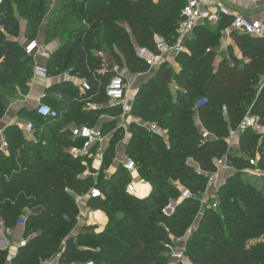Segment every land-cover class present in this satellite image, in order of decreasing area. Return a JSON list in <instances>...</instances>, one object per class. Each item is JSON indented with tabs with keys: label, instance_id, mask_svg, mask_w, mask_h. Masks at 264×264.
<instances>
[{
	"label": "trees",
	"instance_id": "obj_1",
	"mask_svg": "<svg viewBox=\"0 0 264 264\" xmlns=\"http://www.w3.org/2000/svg\"><path fill=\"white\" fill-rule=\"evenodd\" d=\"M50 1L0 3V120L8 98L17 93L16 87L25 90L21 94L25 96L33 76V68H25L33 58L17 41L21 32L13 4L25 20L27 43L38 41ZM185 2L76 0L64 7L63 11L69 9L70 13L56 22V30L51 29L50 19L45 38L51 32L62 38L47 60L46 72L52 71L56 80L68 73L86 82L89 89L81 94L70 81L51 86L49 92L61 95L60 102L49 103L58 117H40L36 110L25 113L31 115L36 140L27 141L15 125L4 130L9 156L0 151V226L15 230L17 221L24 218L22 232L27 243L17 248L9 263L8 251L0 250V264H41L57 255L59 264H167L165 253L172 239H181L191 229L184 249L187 264H264V188L256 189L242 178L247 168L264 173V136L251 128L242 131L239 155L231 154L227 144L230 132L237 130L246 116L264 127V43L231 32L240 59L231 49L228 57L217 59L218 37L228 29L230 19L196 27L184 50L176 54L178 71H173L165 58L154 66V77L134 97L126 153L138 163L139 178L150 185L148 196L139 199L126 193L131 176L121 165L110 178L95 182L86 174V163L91 160L73 158L68 152L77 144L65 129L72 122L98 128L109 143L119 136L115 130L105 131L106 126L109 130L118 123L121 110L110 106L105 95L117 72L106 69L99 55L103 46L115 66L130 74L149 72L136 48L157 56L156 41L173 45ZM59 70L63 73H57ZM86 103L96 109L86 110ZM105 115L109 119L98 126ZM195 118L211 135L209 139L202 140ZM145 124L165 130L167 140L148 132ZM103 154L102 168L111 164L114 151L109 146ZM220 159L226 160L233 173L217 189V208L209 206L212 201L201 206L209 175L217 172ZM251 159H256V168L249 165ZM186 160L195 166L186 165ZM176 182L191 198L179 200ZM93 187L101 197H89L87 208L103 212L108 223L99 234H94L95 226H84L83 232L72 237L78 216L74 197L86 195ZM145 190H149L147 185H137L140 195ZM170 198L178 203L165 214ZM27 211L31 212L24 217ZM86 242L89 245L80 248Z\"/></svg>",
	"mask_w": 264,
	"mask_h": 264
},
{
	"label": "built area",
	"instance_id": "obj_2",
	"mask_svg": "<svg viewBox=\"0 0 264 264\" xmlns=\"http://www.w3.org/2000/svg\"><path fill=\"white\" fill-rule=\"evenodd\" d=\"M2 0H0L1 3ZM181 14L183 20L181 21L178 29V35L175 43L173 45H167L162 41H156V49L158 52L157 56H154L149 53H145L142 57L145 58L146 64L151 68L163 61L170 55H176L184 50V44L186 40L192 35L194 29L198 26H215L219 23L220 20L227 18L230 19V25L228 30H231L235 33L242 34L245 36L258 38L263 41L264 43V23L260 20H256L248 15L235 13L229 6V4L225 0H186ZM24 53L27 56L35 57L39 56V51L42 49L39 43L36 40L27 42L24 46ZM101 56V54H99ZM46 69L40 66L35 65L33 67V75L46 77ZM88 85L86 82H81L80 85V93L85 94L88 91ZM105 95L108 99L110 106L117 107L121 110V115L119 119L124 121L125 117L128 116L131 112L132 102L130 100L129 94L126 91V86L124 83V79L121 75L116 74L108 83L105 89ZM47 109V111H44ZM86 110H95L96 105L86 103L85 105ZM37 114L40 117L49 118V119H56L58 117V113L56 110L52 109L50 106L45 104H40L36 110ZM126 124V120L124 121V125ZM145 127L148 132L159 135L163 140H167V134L161 133L160 129L155 124H145ZM251 128L257 131L258 125L254 118L246 116L242 122L240 123L239 127L235 131H231L229 138L227 140L228 147L231 145L233 139L236 138L238 141L239 134ZM23 133L33 134L34 127L32 123L28 122L23 127L20 128ZM202 140H207L211 137V135L202 130L200 132ZM70 135L73 141H76L77 144L71 146L68 149L69 154L73 158H81L86 160H91L98 158L101 162L103 160V153H104V143L108 136L103 135L101 131L96 127H89V126H74L70 128ZM1 144L6 146L7 143L5 141L4 135H1L0 138ZM191 160H186V165L195 166V164ZM85 165V163H83ZM124 170H126L130 176L131 181L126 186V193L128 195L134 196L135 198L141 199L142 197L138 194L136 184H144L143 181L140 180L134 162L129 159L128 157L125 158L123 162L120 164ZM249 165L256 168V159L249 160ZM217 172L214 174L209 175L206 191L202 198H204L209 189L214 187L218 189L219 185L216 182V175L219 172L231 170L232 167L227 164L225 159H220L216 162ZM257 173H260L259 170L255 169ZM175 186L180 188L179 184L176 182L174 183ZM88 195L92 199L100 198L101 193L98 188L93 187L89 190ZM76 197V196H75ZM191 198V194L188 190L180 188V197L179 200H184ZM201 198V203L203 202ZM207 204V203H205ZM204 204V205H205ZM209 206L213 209L217 208V203L212 201ZM166 214V213H165ZM169 214V213H168ZM25 219L20 218L17 221L16 229L23 230L25 227ZM10 231V230H7ZM180 246L183 244L176 239ZM2 241L0 240V248L2 247ZM27 243V239L22 237L18 243V247H24ZM171 250V261L172 262H180L181 259L184 257V248H178L175 251ZM59 255H57L54 259L48 260L41 264H59ZM180 260V261H179ZM174 263V264H175ZM71 264H92V262H84V263H71Z\"/></svg>",
	"mask_w": 264,
	"mask_h": 264
},
{
	"label": "rangeland",
	"instance_id": "obj_3",
	"mask_svg": "<svg viewBox=\"0 0 264 264\" xmlns=\"http://www.w3.org/2000/svg\"><path fill=\"white\" fill-rule=\"evenodd\" d=\"M76 0H51L50 1V5H49V11L48 13L44 16V18L42 19V23L39 26L38 29V34L36 36V39L50 52L53 51V48L57 45L60 44L61 42V38L62 35H58V36H54L53 32H51V35L48 38H45V27L48 24V22L50 21V19L53 20L52 24H51V29H55L54 25L56 24L57 21H62L65 16H67L70 13V10L67 9L65 11H63L64 7L66 5L72 4V2H75ZM13 12L14 15L16 16L17 20L19 21V25H20V34L18 36V40L20 41H24L26 38L24 36V28H25V20L19 16V12L16 8V6L13 4ZM77 8V7H76ZM73 18V16H72ZM70 26V23L67 24ZM79 24H76L75 26H77ZM100 41H102L101 35L99 34V39ZM99 41V42H100ZM221 34L218 37V45L216 48H219L221 45ZM100 53L103 55V60L105 61V67L106 68H112L113 66L115 67L114 69L116 70L117 74H123L125 79H124V83L126 86V91L129 92V95H131L132 97L135 96V92L137 93L138 90H140L146 83L150 82L152 80V78L155 75V69L150 68L149 72L143 73V74H130L126 69L115 66L113 59L111 58V54L109 52V50L103 46L102 50L100 51ZM167 64L173 69V71L177 72L178 71V65L176 63V55H170L168 56L166 59ZM107 62V63H106ZM34 67V63H30V65L26 66L25 68H30V70L32 71V68ZM57 73H63L62 70H59ZM55 73V74H57ZM65 75V74H64ZM33 77V76H32ZM31 77V79H32ZM55 75L52 74V71L49 72V74H46V78H54ZM174 86V85H172ZM171 87V86H170ZM17 88V93L14 94L12 97L8 98V101L10 102L13 100H17L21 94H23L25 92V90H20L18 87ZM70 88V87H69ZM73 89V86L70 88V90ZM27 92V90H26ZM45 105H47L48 103H44ZM31 119V115H24L23 117V121L21 122V124H26L30 121ZM105 122V119H102L100 121L97 122V125L100 126ZM105 131H112L117 132L119 135L116 139V141H112V142H108L106 148H108L109 146L112 147L113 151H114V158L113 161L111 162V164L107 165L104 164L103 168H102V164L103 161L100 165V167L96 170V165H94L93 160L91 159L90 162L86 163V174H91L94 173L95 176H92L93 180L95 182H103L104 178L106 177V174H108L109 171H111V169H118V166H120V163L123 162L125 160V158L127 157V153H126V146L129 144L130 141V135H129V127L124 128L123 126H121L120 124H115L114 128L109 129L107 128V126L105 127ZM160 129V132L163 134L165 133V130ZM24 135V134H23ZM34 140H36V137L33 135ZM120 138V139H119ZM45 142V141H44ZM46 144H48L46 142ZM237 140L236 138L232 140L231 145H229V151L231 154H235V152L237 151ZM46 149H43V152H45ZM186 162V161H185ZM192 164V162H190ZM193 165V164H192ZM138 163H135V167H138ZM117 167V168H116ZM115 170V171H116ZM246 175H243V180L246 181V183H248L249 185H251L252 187L256 188V189H262L264 188V173L260 172L257 173L256 170L253 169H246ZM233 173V168L231 170H227V171H223L221 176L216 179V182L219 183L220 185L224 184V182H226L227 178L229 177L230 174ZM141 180V179H140ZM144 180V179H143ZM142 181V180H141ZM145 184H148L145 180L143 181ZM174 184V183H173ZM218 192V190L214 187H211L207 193V195L202 198V203L201 206H203L205 203L207 202H211V201H217V197H216V193ZM88 194V193H87ZM86 194V195H87ZM86 195H80V196H84V198L86 199ZM79 196V197H80ZM76 198V197H74ZM175 200V201H174ZM178 203V201L175 199L170 198L168 200V205L167 207L164 209V213L168 214V212H172L174 210V204ZM219 210V209H217ZM31 211H27L25 212L24 217H26V215H28ZM79 217V210H78V216ZM99 218H96L97 221ZM197 223H195L193 225V229H196ZM84 230V225L83 223H80L78 225H76V227L72 230L71 232V236L75 237L78 234H80L81 232H83ZM103 230L99 229L98 227L94 230V234H99L101 233ZM191 230H189L181 239H179V241L183 244V246H180L179 242L176 239H172L171 244L169 247L172 248L173 251H175L176 249L180 248H184L185 249V243L186 241L189 239L190 235H191ZM11 232V231H10ZM5 234L8 237L9 241H11L10 235L11 233H8L7 230H5ZM12 247H14V244H11ZM89 245L88 242L82 244L80 246V248H85ZM95 246H99L98 244H96ZM166 256H168V263L167 264H174L175 262L171 261V250L168 249V252L165 253ZM180 261V260H179ZM184 264H187L188 261L186 259V257L184 256L181 261Z\"/></svg>",
	"mask_w": 264,
	"mask_h": 264
},
{
	"label": "crops",
	"instance_id": "obj_4",
	"mask_svg": "<svg viewBox=\"0 0 264 264\" xmlns=\"http://www.w3.org/2000/svg\"><path fill=\"white\" fill-rule=\"evenodd\" d=\"M155 2L158 0H154ZM230 8L235 12V13H240V14H245L248 15L256 20H260L261 22L264 23V0H225ZM221 34V45L219 48H217L216 53H217V59H221L223 57H228V50L231 49L233 52V55L237 58L240 59V54L236 48V46L234 45V42L230 36L231 34V30H223L220 32ZM17 41L19 43H21L22 45H25L26 42L24 41H20L17 39ZM39 43V45L41 46V50H45L49 53H51L50 51H48L39 41H37ZM58 46V45H57ZM57 47L55 46L53 48V51L56 49ZM136 51L138 53L139 56H143L146 51L140 48H136ZM101 57H103V55L101 54ZM33 58V63L34 66H40L45 68L46 63L48 58L44 57V56H35L32 57ZM105 62V61H104ZM107 63V62H106ZM115 67L113 66L111 69L114 70L116 72V70L114 69ZM154 68V67H153ZM152 68V69H153ZM106 69H110V68H106ZM110 69V70H111ZM155 71L157 68H154ZM122 76L123 79H125L123 74H119ZM60 81L63 82H71L73 83V85L75 87L78 88V90L80 89V85H81V80H78L75 77H71L68 73H66L65 75L58 77V80L56 79H52V78H46V77H40V76H34L32 77V79L30 80V82L28 83V89L26 92L25 96H20L17 100H13L9 102V105L7 107V110L5 112V114L3 115V117L0 120V138L1 135H3L4 130L9 127V126H17L19 129L21 127H23L25 125L21 124V122L23 121V117L25 115L26 112L32 111V110H37L38 106L40 104H44V103H48L47 105H49L50 102L52 101H61V95L59 93H54V92H49L48 89L53 86L56 83H59ZM62 83V82H61ZM175 86H171L170 87V92L171 94H174L175 92ZM80 92V90H79ZM129 94V92H128ZM136 95V92H135ZM130 100H134V97H132L131 95H129ZM102 119H109L106 115L104 117H102L100 120ZM126 120V124L130 123L133 121V118L128 115L125 117L124 121ZM124 121H122L121 119H118V124H120L121 126H123L124 128L128 127V125H124ZM76 126L75 123H70L68 124L65 129L70 130V128ZM195 126L197 127V129L201 132L203 130L202 126L200 125V123L198 122V120L195 118ZM257 131L259 134L264 136V127H259L257 128ZM24 137L27 141H33L34 137L33 134H27V133H23ZM109 142V138L106 139V142L104 143V149H106L107 143ZM237 151L235 152L234 155H239V150H238V141H237ZM0 151L7 157L9 156V151H8V146H4L1 144L0 141ZM94 165H96V170L100 167L101 165V161L98 158L92 159ZM121 164V163H120ZM117 168V167H116ZM116 169H111V171L108 172V174H106L105 179L110 178L116 171ZM222 172H219V174L216 175V179H218L221 176ZM90 176H95L94 173L91 174H87ZM149 185V184H147ZM218 185H220L218 183ZM150 186V185H149ZM150 191H151V187H150ZM86 199L84 198V196H76L75 198V202L78 206V210H79V217L77 218V225L80 223H83L84 226H95L96 228L98 227L99 229L104 230L105 226L108 223V219L106 217V215L101 212V211H91L89 208H87V201L89 199V195H86ZM148 196V195H147ZM98 214V216H97ZM96 218H99L97 221ZM11 231V232H10ZM7 231L8 233H11L10 238L11 241H9L8 237L5 234V229L0 226V240L3 242L2 243V247H5L4 249L0 248V250L2 251H8V259L7 262L9 263L11 258L15 255L16 250L18 248V243L20 241V239L23 237V232L21 230L15 229V230H10ZM11 244H14V247H12Z\"/></svg>",
	"mask_w": 264,
	"mask_h": 264
},
{
	"label": "water",
	"instance_id": "obj_5",
	"mask_svg": "<svg viewBox=\"0 0 264 264\" xmlns=\"http://www.w3.org/2000/svg\"><path fill=\"white\" fill-rule=\"evenodd\" d=\"M231 32H233V31H231ZM39 55H41V56H44V57H46V58H49L50 56H51V53H49V52H47V51H45V50H40L39 51ZM113 71V70H112ZM175 205L176 204H174L173 206L175 207ZM169 213V212H168Z\"/></svg>",
	"mask_w": 264,
	"mask_h": 264
},
{
	"label": "bare ground",
	"instance_id": "obj_6",
	"mask_svg": "<svg viewBox=\"0 0 264 264\" xmlns=\"http://www.w3.org/2000/svg\"><path fill=\"white\" fill-rule=\"evenodd\" d=\"M137 185H140V184H136V188H137ZM141 185H147V184L144 183ZM147 186L149 187V190H145V192H143V194H141L142 196L138 193L142 198H145L150 193V186L149 185H147ZM97 216H98V214H97Z\"/></svg>",
	"mask_w": 264,
	"mask_h": 264
},
{
	"label": "clouds",
	"instance_id": "obj_7",
	"mask_svg": "<svg viewBox=\"0 0 264 264\" xmlns=\"http://www.w3.org/2000/svg\"><path fill=\"white\" fill-rule=\"evenodd\" d=\"M44 111H47V109H44Z\"/></svg>",
	"mask_w": 264,
	"mask_h": 264
}]
</instances>
